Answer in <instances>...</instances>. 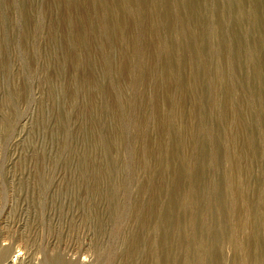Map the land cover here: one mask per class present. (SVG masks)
Masks as SVG:
<instances>
[{"label":"rangeland","instance_id":"rangeland-1","mask_svg":"<svg viewBox=\"0 0 264 264\" xmlns=\"http://www.w3.org/2000/svg\"><path fill=\"white\" fill-rule=\"evenodd\" d=\"M261 187L264 0H0V264H264Z\"/></svg>","mask_w":264,"mask_h":264},{"label":"bare ground","instance_id":"bare-ground-1","mask_svg":"<svg viewBox=\"0 0 264 264\" xmlns=\"http://www.w3.org/2000/svg\"><path fill=\"white\" fill-rule=\"evenodd\" d=\"M257 6V5H256ZM259 6V5H258ZM217 68V67H216ZM219 70V69H218ZM216 72V71H215ZM221 73V72H220ZM211 76V75H210ZM119 87V86H118ZM120 89V88H119ZM234 98V97H233ZM242 98V97H241ZM235 99V102L238 100V98L236 99V97L234 98ZM244 99V98H243ZM252 99V98H251ZM246 100V99H245ZM243 101V100H242ZM252 101V104H255V101L254 100H251ZM232 102V101H231ZM234 102V103H235ZM252 104H250V106H252ZM249 105L246 107L245 109V115H242L243 112L242 111H239L240 108L239 106L238 107H234L232 108V112L231 114L229 115V121H231L232 123V126H233V132L230 134L228 140H227V143H228V146H229V151H228V155H227V162L229 164V167H230V173L231 174H228L229 175V182L231 183V185H235L236 188L239 190L240 188H242L243 186L244 187H247V184L249 183V178H250V172L246 165L243 163L244 162V159L245 157H250L251 155H255L256 152H258V148H257V143H256V140H255V132H254V128H252L250 122L252 123V119L249 115L250 111H251V107ZM218 108V107H217ZM216 110V109H215ZM177 117V116H176ZM184 127V126H183ZM239 142L244 145L243 147L240 145L239 149L235 150L234 151V143L235 142ZM236 145V144H235ZM217 185V184H216ZM93 190V194L95 195H98L99 192L103 193L104 192V189L101 190V188H92ZM236 189V190H237ZM235 190V189H234ZM264 189L261 187L260 188V194L262 195ZM235 192V191H233ZM237 193V192H235ZM233 195L235 196L236 194L233 193ZM232 195V197H233ZM42 196V195H40ZM105 196L107 197L108 195L105 193ZM236 198V196L234 197ZM233 198V199H234ZM244 198V197H243ZM263 198V197H262ZM216 199V198H215ZM237 199V198H236ZM235 199V200H236ZM241 199V197H240ZM40 200H42V198H40ZM239 200V199H238ZM242 200V199H241ZM237 202V200H236ZM242 203V206H243V209L245 211V213H247V216H248V222L247 223V230L244 228V231H248L249 233V237L252 236L251 234H253V241L252 243H250L251 245L248 246V243L247 242H243L244 244L242 245H245V246H241L240 249L241 250V254H244L245 258L247 259L248 255L250 256V252L251 253H254L256 249H254V247H257L258 249V244L257 242L260 241V237H257L253 232H254V228L256 227V221H257V216L259 213H255V212H258V210H256L255 208V205L252 201V199H247V200H244V201H241ZM255 202V201H254ZM239 203V202H238ZM235 211V210H234ZM236 216V214H235ZM254 216V217H253ZM255 218V220H254ZM260 220V219H259ZM238 222V220H235V222ZM263 225V224H262ZM246 225H244L245 227ZM236 227V226H235ZM243 228V227H242ZM241 229V227H240ZM237 231V230H235ZM239 231V229H238ZM243 231V229H242ZM257 232V231H256ZM259 233V232H258ZM257 233V234H258ZM240 234V232H239ZM242 234V233H241ZM237 235V234H236ZM235 233H234V236L236 237ZM244 235V233H243ZM240 237V235H238ZM247 236V237H248ZM260 236V235H259ZM263 236V235H262ZM243 237V236H242ZM249 237H248V240H249ZM241 238V237H240ZM246 239V237H244ZM237 241V240H236ZM240 242V241H239ZM237 243V242H236ZM247 243V244H245ZM261 244V243H260ZM252 245H254V247H252ZM237 246V245H236ZM239 247V246H238ZM259 247H261L259 245ZM250 249H252L250 251ZM260 249V248H259ZM258 249V250H259ZM1 252H2V255L5 253L3 252L5 249H0ZM239 251V250H238ZM257 251V250H256ZM240 253V252H239ZM255 255V254H254ZM263 255V254H262ZM261 255V257H262ZM2 257V256H1ZM255 257V256H254ZM253 257V258H254ZM251 258V256H250ZM259 258H260V255H259ZM49 261L47 262V264H67V262H65V260L60 257V256H56V255H53V256H49ZM261 259V258H260ZM240 261V260H239ZM242 263V262H241ZM244 263V262H243ZM251 263V262H250ZM248 264V262H247ZM254 264V263H253Z\"/></svg>","mask_w":264,"mask_h":264}]
</instances>
